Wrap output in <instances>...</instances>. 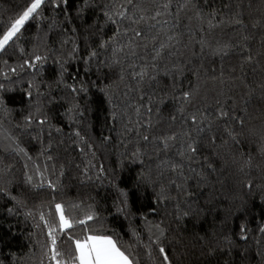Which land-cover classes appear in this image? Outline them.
<instances>
[{
    "label": "trees",
    "instance_id": "obj_1",
    "mask_svg": "<svg viewBox=\"0 0 264 264\" xmlns=\"http://www.w3.org/2000/svg\"><path fill=\"white\" fill-rule=\"evenodd\" d=\"M56 204L65 262L264 264V0H45L0 50V264H55Z\"/></svg>",
    "mask_w": 264,
    "mask_h": 264
},
{
    "label": "snow or ice",
    "instance_id": "obj_2",
    "mask_svg": "<svg viewBox=\"0 0 264 264\" xmlns=\"http://www.w3.org/2000/svg\"><path fill=\"white\" fill-rule=\"evenodd\" d=\"M132 0H128L131 3ZM45 0H32L29 7L19 16L12 24L11 27L0 38V50L4 49L5 45L13 39V37L20 31V28L37 10L41 8ZM167 5H165L166 7ZM123 15V13H121ZM37 60L40 57L36 58ZM187 97V94H185ZM56 215L58 222H53L51 225L46 223L48 227V235L50 237L49 245V258L55 264H134L124 250L118 246V243L110 236L101 234H86L82 239H75L69 237L74 245L70 258L65 262L62 259L63 253L57 247L58 233H65L67 229L73 228L74 224H87L88 221L94 219L92 214L87 215L84 219L73 221L65 215L64 207L61 204L55 205ZM41 219H44L43 215ZM264 231V229H262ZM165 250L160 249V253L164 255ZM165 264L168 262L167 255H164Z\"/></svg>",
    "mask_w": 264,
    "mask_h": 264
}]
</instances>
